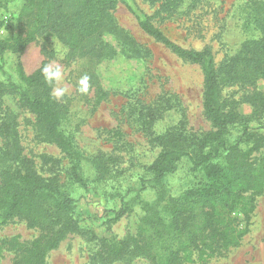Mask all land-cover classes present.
Instances as JSON below:
<instances>
[{
	"label": "rangeland",
	"instance_id": "1",
	"mask_svg": "<svg viewBox=\"0 0 264 264\" xmlns=\"http://www.w3.org/2000/svg\"><path fill=\"white\" fill-rule=\"evenodd\" d=\"M259 1L199 0L170 15L165 10L156 13L167 0H136L174 43L190 50L210 48L216 67L239 53L247 39H256L263 32L245 23L246 15L255 12ZM22 5L23 0H0V38L18 33ZM112 13L139 44L134 58L120 52L122 47L111 34L106 40L117 53L97 59L72 54L51 31L38 36L22 52L7 50L3 58L0 56V184L4 172L20 166L18 156L22 157L25 166L58 184L75 200L80 225L99 236L91 240L69 233L47 252V264H104L100 256L107 247L130 250L134 243L128 237L136 232L145 202L155 203L162 197L157 206L161 215L167 214L164 204L170 199L196 213L183 195L206 177L205 170L195 168L188 156L160 180L150 168L167 139L173 138L172 133L184 132L193 138L213 130L203 107L202 65L147 33L125 2H118ZM43 63L58 65L64 72L60 87L67 91L55 97L61 105L59 129L79 154L76 171L83 182L74 177L67 152L46 137L26 103L24 76ZM85 75L89 88L82 93L79 81ZM237 76L238 81L223 86L224 99L232 102L251 126L264 125V111L255 112L253 105L258 104L259 93L264 95V78L244 77L243 73ZM241 134L237 127L231 138L237 141ZM249 157L263 162L264 146ZM122 199L130 210L111 221L112 209L119 208ZM227 225L239 235L235 244L222 249L199 245L182 251V264H264V190L259 194L246 192ZM40 234V229L29 226L21 216L7 221L0 218V264H27L19 263V257ZM106 264L155 263L136 257Z\"/></svg>",
	"mask_w": 264,
	"mask_h": 264
},
{
	"label": "trees",
	"instance_id": "2",
	"mask_svg": "<svg viewBox=\"0 0 264 264\" xmlns=\"http://www.w3.org/2000/svg\"><path fill=\"white\" fill-rule=\"evenodd\" d=\"M120 1L127 4L147 33L184 58L202 65L203 107L213 130L193 138L184 132L172 133L173 138L167 139L150 166L157 180L172 173L176 163L187 156L195 168L205 170V179L188 188L183 195L186 204H192L190 208L196 213L170 199L164 204L167 214L161 215L157 206L162 197L155 203L145 202V212L138 220L136 232L128 237L134 243L133 247L130 250H117L116 245L107 247L100 260L106 264L116 259L131 261L146 257L155 264H182V251L199 245L222 249L235 244L239 235H234L235 230L227 225V219L241 204L246 192L251 190L259 194L264 190V161L257 163L249 157L251 152L264 146V125L251 126L246 116L240 114L222 94L223 86L231 80L238 81L237 75L241 73L244 77L264 78V0L259 1L255 12L245 17L247 25L263 32L256 39H247L245 43L248 44L220 67H216L210 48L190 50L170 40L143 13L136 0H23L17 19L19 31L9 38H0V56L3 58L7 50L22 52L38 36L51 31L74 55L111 58L118 51L106 40V35L111 34L121 45L120 52L134 58L139 53V44L117 23L112 13ZM177 1L167 0L159 5L156 13L165 10L171 15L189 5H196L199 0ZM45 65L43 63L34 73L24 76V97L46 137L67 152L74 177L83 182L76 171L79 154L59 129L61 105L52 95V86L43 78ZM258 101L253 104L255 112L264 111L263 94L259 93ZM237 127L242 134L236 141L231 136ZM18 160L20 166L5 171L0 184V218L7 221L13 216H21L29 226L41 230L40 236L22 251L19 263L47 264V252L58 246L69 233L99 239L93 229L80 225L72 197L66 195L58 184L25 166L22 157L18 156ZM112 210L114 214L110 220L115 221L130 209L122 199L120 207Z\"/></svg>",
	"mask_w": 264,
	"mask_h": 264
},
{
	"label": "clouds",
	"instance_id": "3",
	"mask_svg": "<svg viewBox=\"0 0 264 264\" xmlns=\"http://www.w3.org/2000/svg\"><path fill=\"white\" fill-rule=\"evenodd\" d=\"M42 75L45 82L52 86V95L54 97H61L67 91L65 88L60 87L64 80V72L58 65L47 64L42 68ZM80 91L87 93L89 88V78L87 75L83 76L80 81Z\"/></svg>",
	"mask_w": 264,
	"mask_h": 264
}]
</instances>
